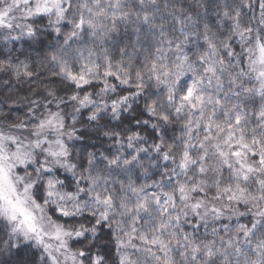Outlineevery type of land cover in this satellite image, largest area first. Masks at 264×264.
<instances>
[{
    "label": "snow or ice",
    "instance_id": "6c2138e0",
    "mask_svg": "<svg viewBox=\"0 0 264 264\" xmlns=\"http://www.w3.org/2000/svg\"><path fill=\"white\" fill-rule=\"evenodd\" d=\"M0 76V264H264V0H0Z\"/></svg>",
    "mask_w": 264,
    "mask_h": 264
},
{
    "label": "trees",
    "instance_id": "16d2710c",
    "mask_svg": "<svg viewBox=\"0 0 264 264\" xmlns=\"http://www.w3.org/2000/svg\"><path fill=\"white\" fill-rule=\"evenodd\" d=\"M67 30V29H66ZM21 58H23V57H21ZM0 79H7V76H0ZM26 87V86H25ZM23 94H25V93H21V95H23ZM85 115H87V113H85ZM105 144H110L111 143V141H105L104 142ZM241 222H244V221H241Z\"/></svg>",
    "mask_w": 264,
    "mask_h": 264
}]
</instances>
